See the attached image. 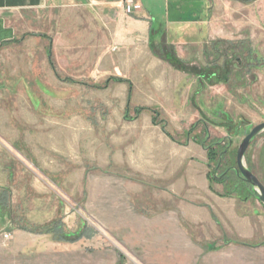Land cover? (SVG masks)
I'll use <instances>...</instances> for the list:
<instances>
[{"label":"rangeland","instance_id":"374dc122","mask_svg":"<svg viewBox=\"0 0 264 264\" xmlns=\"http://www.w3.org/2000/svg\"><path fill=\"white\" fill-rule=\"evenodd\" d=\"M142 4L157 27L164 15L163 0H142ZM203 11L205 22L198 23L200 42L174 47L189 76L154 58L141 42L113 46L102 62L86 51L72 52L68 76L76 82L90 86L101 85L111 76L129 79L133 90L128 107L126 86L115 84L105 90L78 84L57 87L55 106H44L42 101L39 107V112L53 117L52 123L37 120L25 94L17 99L19 94L12 92L4 99L3 133L10 135L13 147L19 144L28 165L18 178L32 184L50 178L55 183L49 189L56 196L55 220L73 237L85 227L93 232L92 239L73 247L72 264H102L96 254L108 252L121 256L123 264H137L125 243L129 227L153 224L160 211H175L174 197L158 187L146 188L134 171L135 166H145L159 156L164 138L159 126L151 124L149 111L132 122L123 119L125 114L133 117L135 108L158 111L166 131L183 149L184 166L189 157L195 160L188 154L192 146H198L194 141L221 140L235 158L243 138L264 123V0H204ZM188 33L196 36L195 29ZM212 41L216 42L209 46ZM61 60H56L58 66L65 65ZM36 62L40 70L46 65L43 58ZM210 75L215 77L208 80ZM5 78L11 80L13 75ZM47 129L56 132L52 146L42 145L37 138ZM170 146L164 143L163 150L168 147L171 152ZM262 147L264 133L251 143L244 161H251V173L264 186ZM199 156L203 160L202 150ZM31 160L38 162V168L29 166ZM33 190L48 193L39 186ZM236 193L245 195L242 189Z\"/></svg>","mask_w":264,"mask_h":264},{"label":"crops","instance_id":"0c3cea01","mask_svg":"<svg viewBox=\"0 0 264 264\" xmlns=\"http://www.w3.org/2000/svg\"><path fill=\"white\" fill-rule=\"evenodd\" d=\"M163 5L164 15L156 27L142 0L141 11L132 16L123 14L126 19L121 14V0H0V234L9 235L8 240L0 237V264H72L73 247H79L81 240L92 239L72 242V232H67L61 222V227L56 226V196L49 190L55 183L50 178L38 180L37 184L18 178L22 167L28 165L23 162L19 144L13 147L8 140L10 135L3 133L4 99L10 98L12 92L19 94L17 99L25 94L38 121L55 122L49 114L39 112L41 102H45L44 106H55L57 87L77 84L88 87L86 82H76L68 76L71 70L67 64L72 54L83 50L90 58L102 62L119 43H144L154 58L184 74L169 65L164 55H174L184 63L174 47L200 42L198 23L205 22L204 0H163ZM194 29L196 36L188 33ZM42 58L46 63L43 71L36 62ZM57 59H62L65 65L58 66ZM8 73L13 75L11 80L5 78ZM110 78L128 81L131 99L133 84L129 79L111 76L98 85L103 86ZM194 79L199 83L198 77ZM114 84L126 86L128 107L126 84L111 81L98 90ZM27 94L32 96L36 108ZM143 113L138 117L134 113L133 117L125 114L128 119L125 116L123 119L132 122ZM160 133L164 138L159 156L145 166H135L134 171L146 188L158 187L174 197L171 201L175 203V211L170 214L160 211L156 217L159 220L153 224L129 227L125 243L137 264H264L262 205L254 197L245 203L221 198L222 185L215 184L210 191L206 150L195 143L198 146L188 151L195 160L189 157L191 161L184 166L183 149L167 131L168 136L161 128ZM37 138L42 145L52 146L56 132L47 129ZM164 143H170L171 152L168 147L163 150ZM201 150L203 160L199 156ZM261 156L264 158V147ZM205 160L206 164L202 162ZM35 162L31 160L29 166L38 168ZM246 162L251 169V161ZM36 186L47 188L48 193L36 194L33 190ZM96 255L102 258V264H123L114 253Z\"/></svg>","mask_w":264,"mask_h":264},{"label":"trees","instance_id":"16d2710c","mask_svg":"<svg viewBox=\"0 0 264 264\" xmlns=\"http://www.w3.org/2000/svg\"><path fill=\"white\" fill-rule=\"evenodd\" d=\"M257 0H246L247 3L255 2ZM164 60L171 65L174 69L181 71V72H187L186 67L184 64L178 60L174 55H164ZM51 68L53 69V65L51 64ZM54 70V69H53ZM190 73V72H189ZM192 74V73H191ZM207 75L205 72L203 75H201V79ZM214 75H210L208 77V80H211L214 78ZM200 79V78H199ZM200 79V80H201ZM119 83V84H126L128 86V92H127V100L130 99L131 95V84L122 79L117 78H110L108 79L103 86L99 85H90L89 88L92 89H104L106 85L109 82ZM75 83V82H73ZM144 111H149L152 115V124L153 125H160V128L162 132L168 136V134L165 131V123L159 120V112L156 110H148L144 108H135L133 113L134 117H138L141 113ZM125 119H128L127 116H125ZM194 128V125L191 127V129L186 133V137H189L191 134L192 129ZM206 133V132H204ZM194 143L199 144L203 149L206 150V156H207V167H208V181H209V190L213 191L212 187L215 184L222 185L223 192L222 194H219V197L221 198H235L239 200L240 202H247L249 199L253 198V192L252 188L244 183L236 174L235 172V158L231 156L228 153L227 146L221 145V140L218 141H203V142H197L194 141ZM246 162V160H245ZM247 164V169L251 172L250 167ZM242 189L245 193L243 197L237 195V190ZM264 209V207H263ZM57 227H61V224L59 222L56 223ZM93 236V232L89 230L88 228H84L79 235L73 237L72 235V242H76L79 239H89ZM119 259L122 261V257L119 256Z\"/></svg>","mask_w":264,"mask_h":264},{"label":"water","instance_id":"95a60500","mask_svg":"<svg viewBox=\"0 0 264 264\" xmlns=\"http://www.w3.org/2000/svg\"><path fill=\"white\" fill-rule=\"evenodd\" d=\"M264 132V123L253 127L239 144L235 156V172L237 176L252 188L254 198L264 207V186L261 182L246 168L245 154L253 140Z\"/></svg>","mask_w":264,"mask_h":264},{"label":"built area","instance_id":"2783aa9c","mask_svg":"<svg viewBox=\"0 0 264 264\" xmlns=\"http://www.w3.org/2000/svg\"><path fill=\"white\" fill-rule=\"evenodd\" d=\"M122 11L126 16H132L141 11V0H121ZM3 239H9V235L4 234Z\"/></svg>","mask_w":264,"mask_h":264}]
</instances>
